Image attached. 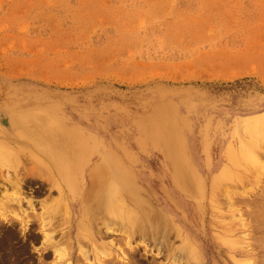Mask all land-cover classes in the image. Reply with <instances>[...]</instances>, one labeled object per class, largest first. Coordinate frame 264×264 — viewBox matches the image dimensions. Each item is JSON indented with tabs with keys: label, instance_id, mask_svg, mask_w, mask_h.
I'll list each match as a JSON object with an SVG mask.
<instances>
[{
	"label": "rangeland",
	"instance_id": "obj_1",
	"mask_svg": "<svg viewBox=\"0 0 264 264\" xmlns=\"http://www.w3.org/2000/svg\"><path fill=\"white\" fill-rule=\"evenodd\" d=\"M261 115L264 0H0V264L90 263L92 242L78 240L79 191L92 189L107 157L131 177L142 204L182 228L200 264H264V121L250 135L246 127ZM55 132L74 134L75 142L63 139L77 145L71 162L50 167L79 160L76 197L43 168ZM22 149L16 172L8 161ZM7 175L22 178L33 202L26 229L19 208L3 201L15 192ZM185 177L190 194L178 187ZM61 200L43 232L45 208ZM45 231L54 248L44 245ZM118 237L110 240L124 248ZM143 238L133 244L135 264H169L162 237L156 248L145 239L149 253ZM173 240L179 250L182 240ZM55 250L66 251L62 261Z\"/></svg>",
	"mask_w": 264,
	"mask_h": 264
},
{
	"label": "bare ground",
	"instance_id": "obj_2",
	"mask_svg": "<svg viewBox=\"0 0 264 264\" xmlns=\"http://www.w3.org/2000/svg\"><path fill=\"white\" fill-rule=\"evenodd\" d=\"M249 120H248L249 124L246 127H248V129L250 130L249 131V135H250L252 133L251 131L257 129L258 126L259 127L261 126L259 124H261V122L264 121V116L261 115L258 117L250 118ZM18 126H19V124H18ZM262 126H263V124H262ZM260 129H262V127H260ZM262 130L260 132H262ZM247 132H248V130H247ZM67 135H68V138L66 137V139H64L65 138L64 137L63 138L64 140H67V141L71 140L70 142H72V140H73L75 142L73 133L68 132V134L66 133V136ZM62 136L63 135H61L59 132H55L51 136L53 138L52 139L50 138V142L51 141L55 142L52 145L54 148H52V146H51L52 149H49L47 151L44 150V152L42 151L43 155L46 156L48 163H50L48 166H45L43 168L45 169L46 173L48 174L47 177H49V179H51L54 182H56V180L58 181L59 179L62 180L65 178V183L68 186V187H66L68 190L67 189H66L67 191L65 190L67 192V193H65V195L68 196L70 194L73 197H76L77 194H76L75 188L78 185V180L76 179V176H77V170L79 168L77 166L79 163L78 162L79 160L78 159L75 160V158L73 157V159H72L73 163L69 166L70 169L67 168V170L61 169L59 166L58 167L60 169H55L54 167H50L52 163L58 162V160H62L63 162H68V163L71 162V161H69L70 159L68 158L71 151H74V154L76 155L77 145L76 144L71 145L72 143L70 145H67L66 142L62 139ZM251 137L253 138V135ZM254 137L256 138L255 135H254ZM37 147L38 146H36V148ZM40 148H41V146H40ZM22 153H24L23 149L22 150H16V153L13 155V158L10 159V161H8L9 165L12 166L11 168H14L15 166L18 167L17 165L19 164V161H20V157H21L20 155H24ZM70 155H72V153ZM245 158H246V156H245ZM44 165H41V166H44ZM99 168H101V169L98 170V172H96V173L92 172L91 180L94 181L93 182L94 185H93L92 189L90 191H87V192L84 191L83 189H81L79 191L80 197L78 196L80 198L79 199L80 200V202H79L80 203V219H79L80 221L78 223L79 229L77 228L78 240L82 239V235H87V237H89V241L92 242V247H93V252H92L93 253V259H92V261L90 260V263L87 262L86 264H88V263L89 264H135V262H138L135 260H136V257L138 256L139 248H138V246L136 247L133 244H134V242L136 243L135 239H137V237H139V236L144 237L143 238L144 241L141 242L140 244L145 246L144 249L146 250L147 253H149L147 248H149V246H151V245L149 243L145 242V239L149 238L150 240H152L153 246H154V248H156L157 247L156 244L159 243L158 242L159 237H162L161 248L159 246L161 251L159 250V252L163 251L164 253H166V255L164 254L165 255L164 259H165V261H168L169 264L179 263L178 262L179 260H177V259H180V257L177 258L178 254L183 255L185 258V259L180 261L181 263L184 261V264H192V263L193 264H200V262H201L200 254L193 247V244L188 243L187 240L185 241V239H186L184 236L185 233L182 230V228L179 225H176V224L174 225L171 222V220L169 219L170 215L163 213V212H158V211H156L157 209L153 210L151 208V206L142 204L139 201L138 197L136 196V193H135L136 188L134 186V183H133L131 177L127 174V172L124 170V168L120 165V163L117 160L110 158V157H107L106 159L103 160V163L101 164V167H99ZM14 169L16 170V168H14ZM17 170H18V168H17ZM17 170H16V172H17ZM71 172L73 174V179L70 178L71 180L67 181L69 178H66V177L68 176V173H71ZM97 176L101 177L100 180ZM223 176H225V175L223 174ZM223 176H222V178H223ZM189 179L191 181V178L185 177L184 180L178 186L181 189V191H183L185 194H190V191H192L190 189V187H193V186H192L191 182L189 181ZM7 180H8L7 182L14 188L15 192H13L11 195H5V197H3V199H4L3 201L5 204H11L12 206L15 205L19 208L18 209L19 212H18V214L15 215V219H16V221H18V223H20L21 226H23L26 229L30 225V223H29L30 221L28 220V218H29L28 215H31V213H34L35 208H34L33 202L32 201L26 202V199L24 197V191L22 188V185H23L22 178L21 179L17 178L15 181H11V178L7 175ZM198 182H199V180H198ZM109 186H111V188L113 187L114 190H111V191L108 190ZM198 187L200 188V186H198ZM216 188H217V186H216ZM216 188L214 190H217ZM58 192H60L61 197H63V199H64V197H65V195H63L64 192L62 190L61 191L58 190ZM215 192H217V191H215ZM218 194H220V193H218ZM200 197H201V194H200ZM213 197H215V196L213 195ZM65 198H67V197H65ZM262 198H264V197H262ZM141 200H143V199H141ZM227 200H225V201H227ZM230 203H231V201H230ZM230 203H229V206H231ZM23 204L28 205L29 211L22 210ZM61 204H62V200L60 203H58V206L56 205L55 208L53 207V209L50 208L51 206L45 208V212H44L45 218L41 217V218H43V220H46V221L42 220L43 221V223H42V231L43 232H44L43 229L52 225V222H53V221H51L52 215H53V217L55 215H57V213L59 212V209H60L59 207ZM235 204H236V202H235ZM245 205H246V203H245ZM260 205L262 206V204H260ZM5 207L6 206L2 205L1 208L5 209ZM233 208H235V207H233ZM262 208L264 209V207H262ZM262 208H261V211L263 210ZM2 209H1V211L4 212V209L3 210ZM8 209H10V208H8ZM256 209H257V207H256ZM257 210L259 211V209H257ZM13 212H14V210H13ZM253 212H255V211H253ZM236 213H238V212H236ZM5 214H7V213L5 212ZM246 214L247 213H245V215ZM258 214H261V213H258ZM258 214H257V216H259ZM263 214H264V211L262 213V216H263ZM66 215H68L67 220L69 221L70 215H71L70 209L67 210V214L65 212V217H67ZM245 215H243V216L246 217ZM3 216H5V215H3ZM33 217H36V216H33ZM231 217H232V215H231ZM250 217H251V215L249 216V219H250ZM253 217H252V219H253ZM3 218L6 219V217H3ZM63 218H64V216L62 217V219ZM262 219H263V217H262ZM16 221H15V223H17ZM61 221H63V220H61ZM64 222H63V224H64ZM241 222L243 223V220ZM251 222H252V220H251ZM262 222H263V220H262ZM239 223H240V221H239ZM40 224H41V222H40ZM61 224H62V222H61ZM242 225H244V224H242ZM248 225H246V226H248ZM92 228H95L94 234L92 233V230H93ZM229 228H228V230H229ZM244 228H245V226H244ZM260 230H261V228H260ZM240 231H242V230H240ZM235 232H236V230H235ZM45 233H46V231H45ZM44 235H45L44 245L50 246L53 243L52 239H51V235L47 234V233ZM118 235L122 237L121 242L124 245V248H122L119 245V243H117L119 245L118 246L117 244H115L113 242V240L112 241L110 240V238H114L115 236L118 237ZM247 237H248V235H247ZM253 237H255V236H253ZM173 238L175 240L177 239L178 242H179V240L180 241L182 240V243L184 244V246H182L183 244L180 245L181 248L179 250H177L174 247ZM256 238H258V237H256ZM107 240L108 241L110 240V241L108 243H105V242H107ZM177 240L175 241V243L177 242ZM117 242H119V241H117ZM50 247L54 248V246H50ZM92 247H90V248H92ZM254 247H255V245H254ZM236 251H237V249H236ZM80 253L82 255L81 257H83L86 261H88V258L90 259V256H91L90 253L88 254L84 251H81ZM54 255H56V257L59 258L58 261H62L65 258L66 251L60 252V250L59 251L55 250ZM164 255H163V257H164ZM79 260H80V258H79ZM249 260H250V258H249ZM55 261H56V259H55ZM86 261H84V262H86ZM139 262H141V261H139ZM247 262L248 261L245 260V262L243 264H246ZM259 262H261V261H259ZM162 263L163 262H161V264ZM248 263H250V262H248Z\"/></svg>",
	"mask_w": 264,
	"mask_h": 264
}]
</instances>
